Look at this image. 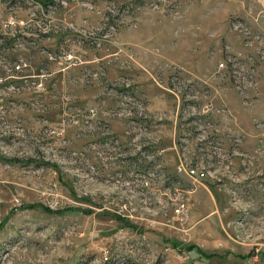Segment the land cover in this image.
Here are the masks:
<instances>
[{"label":"rangeland","instance_id":"obj_1","mask_svg":"<svg viewBox=\"0 0 264 264\" xmlns=\"http://www.w3.org/2000/svg\"><path fill=\"white\" fill-rule=\"evenodd\" d=\"M43 1L0 0V264H264V0Z\"/></svg>","mask_w":264,"mask_h":264},{"label":"built area","instance_id":"obj_2","mask_svg":"<svg viewBox=\"0 0 264 264\" xmlns=\"http://www.w3.org/2000/svg\"><path fill=\"white\" fill-rule=\"evenodd\" d=\"M190 171L193 172V173H195V174H198V173H200L201 170H198V169L195 168V167H191V168H190ZM201 173H203V171H201ZM182 203H183V202H182Z\"/></svg>","mask_w":264,"mask_h":264},{"label":"trees","instance_id":"obj_3","mask_svg":"<svg viewBox=\"0 0 264 264\" xmlns=\"http://www.w3.org/2000/svg\"><path fill=\"white\" fill-rule=\"evenodd\" d=\"M48 3H49V0L48 1H43V4H45V5H48ZM19 66H20V64H19Z\"/></svg>","mask_w":264,"mask_h":264}]
</instances>
